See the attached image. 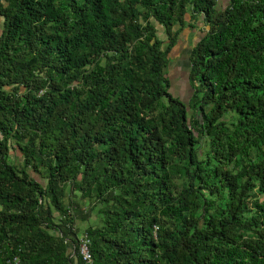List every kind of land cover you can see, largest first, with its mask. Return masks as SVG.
Segmentation results:
<instances>
[{
  "label": "trees",
  "instance_id": "16d2710c",
  "mask_svg": "<svg viewBox=\"0 0 264 264\" xmlns=\"http://www.w3.org/2000/svg\"><path fill=\"white\" fill-rule=\"evenodd\" d=\"M0 264H264V0H0Z\"/></svg>",
  "mask_w": 264,
  "mask_h": 264
},
{
  "label": "rangeland",
  "instance_id": "374dc122",
  "mask_svg": "<svg viewBox=\"0 0 264 264\" xmlns=\"http://www.w3.org/2000/svg\"><path fill=\"white\" fill-rule=\"evenodd\" d=\"M158 28L160 30L162 29L160 26H158ZM200 38L201 34L199 30L183 32L180 35V40L172 53L173 62L170 64L169 69V76L172 80V91L182 96L185 100H188L192 95L187 80V69L189 68V62L187 60L188 54L191 50L190 46L196 43V41H198ZM82 225L83 227L80 226V229H83L85 226H87L86 223H83ZM80 234H82V230Z\"/></svg>",
  "mask_w": 264,
  "mask_h": 264
},
{
  "label": "built area",
  "instance_id": "2783aa9c",
  "mask_svg": "<svg viewBox=\"0 0 264 264\" xmlns=\"http://www.w3.org/2000/svg\"><path fill=\"white\" fill-rule=\"evenodd\" d=\"M88 240H82L80 245V254L84 261L91 262V254L89 252Z\"/></svg>",
  "mask_w": 264,
  "mask_h": 264
}]
</instances>
